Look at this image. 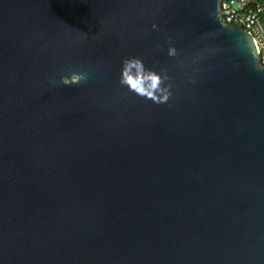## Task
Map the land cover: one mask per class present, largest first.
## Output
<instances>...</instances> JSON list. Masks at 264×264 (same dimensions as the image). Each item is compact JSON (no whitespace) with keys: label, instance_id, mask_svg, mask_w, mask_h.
<instances>
[{"label":"water","instance_id":"water-1","mask_svg":"<svg viewBox=\"0 0 264 264\" xmlns=\"http://www.w3.org/2000/svg\"><path fill=\"white\" fill-rule=\"evenodd\" d=\"M218 3L0 0V264H264V67Z\"/></svg>","mask_w":264,"mask_h":264},{"label":"clouds","instance_id":"clouds-1","mask_svg":"<svg viewBox=\"0 0 264 264\" xmlns=\"http://www.w3.org/2000/svg\"><path fill=\"white\" fill-rule=\"evenodd\" d=\"M157 26L154 24L153 28ZM170 56L177 55L175 48H169ZM89 79L87 74H72L71 78H63L65 86L80 85ZM169 78L167 75H158L155 71L147 70L138 58H129L123 61L120 84L140 97L147 98L156 104H166L172 96L171 84L164 86Z\"/></svg>","mask_w":264,"mask_h":264},{"label":"built area","instance_id":"built-area-1","mask_svg":"<svg viewBox=\"0 0 264 264\" xmlns=\"http://www.w3.org/2000/svg\"><path fill=\"white\" fill-rule=\"evenodd\" d=\"M218 16L224 25L240 28L252 37L264 67V1L219 0Z\"/></svg>","mask_w":264,"mask_h":264},{"label":"trees","instance_id":"trees-1","mask_svg":"<svg viewBox=\"0 0 264 264\" xmlns=\"http://www.w3.org/2000/svg\"><path fill=\"white\" fill-rule=\"evenodd\" d=\"M260 1H264V0H260Z\"/></svg>","mask_w":264,"mask_h":264}]
</instances>
